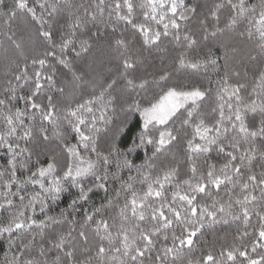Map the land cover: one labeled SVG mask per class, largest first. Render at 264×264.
<instances>
[{"label":"snow or ice","instance_id":"snow-or-ice-1","mask_svg":"<svg viewBox=\"0 0 264 264\" xmlns=\"http://www.w3.org/2000/svg\"><path fill=\"white\" fill-rule=\"evenodd\" d=\"M0 264H264V0H0Z\"/></svg>","mask_w":264,"mask_h":264},{"label":"trees","instance_id":"trees-1","mask_svg":"<svg viewBox=\"0 0 264 264\" xmlns=\"http://www.w3.org/2000/svg\"><path fill=\"white\" fill-rule=\"evenodd\" d=\"M0 256H2V252H0Z\"/></svg>","mask_w":264,"mask_h":264}]
</instances>
